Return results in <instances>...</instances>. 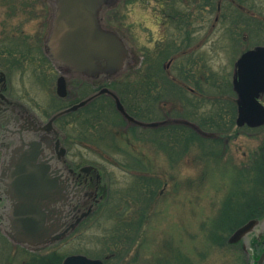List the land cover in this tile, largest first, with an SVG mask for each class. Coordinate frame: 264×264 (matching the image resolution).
<instances>
[{
	"label": "rangeland",
	"instance_id": "374dc122",
	"mask_svg": "<svg viewBox=\"0 0 264 264\" xmlns=\"http://www.w3.org/2000/svg\"><path fill=\"white\" fill-rule=\"evenodd\" d=\"M255 3V9H248V2L244 4L240 18L243 27L252 25V15H257L256 23H263L264 0ZM155 7V0H120L106 16L109 25L124 35L132 51L122 75L127 79L124 82L137 87L138 92L124 94L128 107L134 112L142 110V120L146 121L183 118L198 125L202 122L201 127L207 131H217V124L221 123L223 137H206L187 125L175 130L171 128L175 124L141 127L129 123L111 98L112 102L104 105L110 120L103 122V131L96 126V132L88 133L83 123H75L74 115L60 118L56 123L65 135L62 141L69 163L74 167L97 166L103 198L59 254L64 258L82 253L106 264H235L237 256L233 250L239 246L229 244L227 238L246 207L259 205L253 183L257 164L254 154L263 152L264 141V128H239L228 121L235 106L230 85L233 64L239 53L252 44H236L219 54L216 49L203 47L208 60H191L192 69L198 71L192 72L185 82L183 78L177 81L186 83L185 91L181 87H164L166 78L157 72L153 76L158 82L156 90L147 91L146 73H155L156 65L161 66L152 41L159 35H173L174 30L169 27L160 33L153 16ZM19 8H27L31 17L15 14ZM44 8L43 0H0V69L8 74L7 92L41 120L95 89L68 86L69 99L57 95L56 78L60 73L41 59ZM21 26L24 36L31 37L33 61L14 68L19 62L12 63L6 52L21 50ZM14 28H18L15 40L11 38L14 32H7ZM172 50L167 49L164 55ZM142 52L144 59L154 60L141 62ZM204 65L214 83L203 86L205 92H201L199 79L203 78ZM216 86L221 89L219 105L215 102ZM207 120L214 121L207 124ZM214 227L228 229L222 244L210 232ZM119 236L127 245L123 251L113 243ZM18 246L0 234V264H30L35 253Z\"/></svg>",
	"mask_w": 264,
	"mask_h": 264
},
{
	"label": "water",
	"instance_id": "95a60500",
	"mask_svg": "<svg viewBox=\"0 0 264 264\" xmlns=\"http://www.w3.org/2000/svg\"><path fill=\"white\" fill-rule=\"evenodd\" d=\"M48 1L52 15L43 50L60 73L56 80L58 96H67L68 76L103 83L125 72L132 51L124 35L104 21V13L115 7L119 0ZM0 81L5 83V78L0 77ZM233 87L238 96L236 124L263 125L264 105L258 97L264 91V46L247 50L236 60ZM101 94L114 100L117 111L129 123L143 127L179 123L204 136L216 135L183 118L138 120L127 112L118 94L108 86L55 111L46 121L40 120L23 103L10 102L14 113L0 123V145L4 144L0 162V201L5 202L0 206V224L11 241L30 249L46 246L66 236L96 208L102 195L96 197L97 186L86 188L76 184L72 176L74 170L65 164L63 133L55 125V120L87 105ZM92 170H95L94 176L100 178L96 167L91 164L81 166L78 175ZM91 197L93 203L75 216L77 203L90 201ZM70 217L73 222L66 225ZM259 223L258 219L248 220L232 232L228 241L243 239ZM62 264L104 262L76 254L67 256Z\"/></svg>",
	"mask_w": 264,
	"mask_h": 264
},
{
	"label": "flooded vegetation",
	"instance_id": "af4514ba",
	"mask_svg": "<svg viewBox=\"0 0 264 264\" xmlns=\"http://www.w3.org/2000/svg\"><path fill=\"white\" fill-rule=\"evenodd\" d=\"M256 0H155L156 7L154 10V21L155 24L158 26L159 31L161 33L162 30L167 29L169 27L173 28L172 31L173 35L167 36L163 38L161 35L155 40L152 41L153 50L155 51V56H159L157 59L158 63L161 65V69L159 70V75L162 74L166 78L170 79L173 86L176 88L181 87L182 91L186 90V83L179 84L177 81H181V78L187 80L190 75L196 74L195 72L198 71V68L195 70L192 69V62L191 60H195L194 62L197 63L198 60H208L207 54H205L203 47H210L211 49H216L217 53L219 51H226L228 48H235L236 44L247 45V43H251L252 46L246 47L243 51L239 53V55L235 58L238 60L240 55L249 49H254L257 46H264V41H257V40H264V16H263V23L258 24L255 22V17L257 15H252L250 17L252 20V25H248L243 27L240 24V18L243 12L244 4L248 2V9L253 7L256 8ZM263 1V0H257ZM44 6L46 8L43 9V16L45 17L44 23L45 29L43 35L41 37V59L42 61L46 60L48 63H51L54 67V63L47 57L44 53L43 46L46 36L49 30L50 18L52 15L51 11V4L48 0H43ZM180 6V7H178ZM111 11L110 9L105 12V23H108L106 16L108 12ZM24 15V17L30 18L32 13H29L28 9L19 8V10L15 13ZM244 13V12H243ZM259 18V17H258ZM26 22V20H24ZM109 24V23H108ZM22 27V26H21ZM19 29L20 36L19 38L15 35V32L18 31V28H14L13 31L7 32H14L11 36L13 40L20 39L21 44V52L17 49H13L7 51L8 58L12 63L19 62L18 65H14V68H19L22 63H32V45H31V37H25L23 33H25L24 28L22 27ZM244 34L242 30H244ZM246 30L248 32H246ZM214 34L216 37H214ZM253 38L255 40H253ZM251 41V42H250ZM255 44V45H253ZM234 45V46H233ZM172 48V52H169L167 55H164L167 49ZM24 51V52H23ZM3 53V52H0ZM38 51V55H39ZM219 54V53H218ZM146 59V58H145ZM144 59V52H142V56L140 60ZM148 60H154L153 57H148L145 62ZM157 63V62H156ZM17 64V63H16ZM20 65V66H19ZM203 65V64H202ZM235 65V63L233 64ZM202 74L203 77L201 80L202 83V90L201 92H205V88L203 86H208L209 83H214L209 75L207 76L206 67L205 65L202 66ZM173 68V69H172ZM172 70V72H171ZM235 71V69H234ZM3 73L1 78H5L4 81H0V123L10 117L14 110L11 109L10 102H21L19 100L13 99L7 92L8 90V74L6 70L0 69V75ZM235 74V72H233ZM234 74L231 78V89L233 91V101H234V108L232 111L235 112L234 115V124L236 125V112L238 108L237 104V93L233 87V78ZM67 88L79 85H86L91 86L93 88L96 87V80L95 79H85L79 76H68L67 79ZM72 81V82H71ZM3 84V85H2ZM178 86V87H177ZM220 86V85H218ZM190 89V88H188ZM193 91V89H190ZM215 91L218 93L221 91L219 87L216 86ZM3 95V96H2ZM70 92L68 90L67 96L62 99H69ZM215 99V98H214ZM258 99L264 104V91L260 93ZM215 102L219 105V93L218 97H216ZM22 103V102H21ZM15 105V104H14ZM25 105V104H24ZM26 106V105H25ZM233 106V105H232ZM207 118L206 116L204 117ZM218 120V119H217ZM214 120H207V124H210ZM222 128L221 131H217L219 136L218 138L223 137V126L221 123L217 124V127ZM237 126V125H236ZM238 127V126H237ZM243 127H247L244 125ZM240 128V126H239ZM249 128V127H248ZM65 135L61 137V141ZM63 143V141H62ZM4 150V144L0 145V162L2 159V153ZM67 153L65 154V164L71 167L74 172L72 176L75 178L76 184L85 185L86 188H94L98 187L96 197H99V191L101 186L100 178L94 176V171H90L88 174H81L79 173V167H74L72 164L69 163L67 159ZM94 198L91 197L90 201H80L78 202V210L75 212V216L80 213V211L86 210L90 203H93ZM75 202V201H74ZM5 204V202L1 201L0 206ZM264 208V202L261 203ZM70 217L66 225L73 222ZM258 219L260 223L255 227L254 231L249 233L245 238L232 243V245L239 246L238 249L233 250L235 255L237 256V261L235 264H264V209L260 213L249 217L242 222L244 224L249 219ZM83 223V222H82ZM81 221L78 225L69 232L66 236L62 239L54 241L46 246L30 249L25 248V250L35 253L31 260L29 261L30 264H61L63 258L59 254V249L64 245L67 246L70 243V238L75 235V232L82 224ZM241 224V225H242ZM0 234L2 233V224H0ZM4 245V244H3ZM20 247V246H18ZM23 248V247H21ZM24 249V248H23ZM74 254V253H71ZM68 254V255H71ZM66 255V256H68ZM61 258V260H60ZM60 260V262H59ZM23 262L27 263L28 261L23 260Z\"/></svg>",
	"mask_w": 264,
	"mask_h": 264
},
{
	"label": "trees",
	"instance_id": "16d2710c",
	"mask_svg": "<svg viewBox=\"0 0 264 264\" xmlns=\"http://www.w3.org/2000/svg\"><path fill=\"white\" fill-rule=\"evenodd\" d=\"M161 69V66H158V64L156 65V69L154 70L155 73H153V70H149L152 72H147L146 76H145V88L147 91H155L156 87L158 85V82L156 80H154L153 76L156 74V72L159 74V70ZM162 75V74H160ZM123 76V75H122ZM120 76L117 79L113 80L110 83V86L112 85L113 89L117 92V94L119 95L122 103L124 104L126 110L133 115L134 117L138 118V119H143V114H142V110L139 111H132L129 107H128V103H126L125 101V96L124 94H136L138 92L137 87H135L134 85H130L129 83H125L124 81H127V79H125V76ZM166 78V77H165ZM155 81V83H154ZM173 83L170 79L166 78L165 79V83H164V87L167 88V86H169V88L173 87ZM198 89H201V86H198ZM188 95V94H187ZM148 99L149 97H151V95L147 96ZM188 101L190 100V98H187ZM110 98L105 96V95H101L99 97H97L96 99H94L93 101H91L89 104H87L85 107L77 110L76 112H72L70 114H67V116H71L74 115L75 117V123H83L84 127H86L85 129H87L86 131L88 133H90L91 131L96 132V130L98 129L96 126L100 127V130L103 131V126L106 120H110L105 114H106V110H105V104L106 103H110ZM112 102V101H111ZM234 115L235 112L232 111L230 113L229 116V122L230 123H234ZM67 116H62V117H67ZM61 117V118H62ZM81 117H85V119L80 120ZM199 125L203 126V123L199 122ZM175 130H179V129H183L184 126L182 125H174L173 127ZM218 130L217 131H221L222 129L219 128V126L217 127ZM260 128H264V126L260 127ZM85 131V130H84ZM83 131V132H84ZM114 137H112L113 139ZM263 152L262 153H256L254 154V161L257 162L256 166H255V178L253 180L254 185L256 186V201H259V205L257 206H252V207H246L245 209V213L243 212L242 217L240 220L236 221L235 223H233L232 228L233 229L235 226H237L238 224H240L244 219L252 217L258 213H260L261 211H263V205H261L262 202H264V141H263V145H262V149ZM243 210L245 208L242 207ZM226 230H228L227 228L224 227H218L215 228L210 231V232H214L216 239L219 240V242L222 244L223 240L225 238V232ZM121 231V229H120ZM137 232V230H135V233ZM121 236V235H120ZM120 236L113 242L115 244V247L118 248L120 247V249L125 250L127 248V245L123 243V241L120 239ZM129 240V239H128ZM127 241V240H126ZM128 242V241H127Z\"/></svg>",
	"mask_w": 264,
	"mask_h": 264
}]
</instances>
